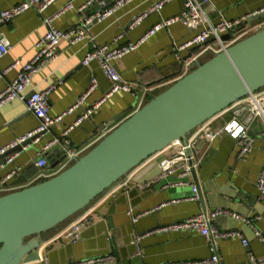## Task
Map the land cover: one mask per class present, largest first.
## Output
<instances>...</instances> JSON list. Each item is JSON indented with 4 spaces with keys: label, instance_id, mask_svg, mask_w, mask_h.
Listing matches in <instances>:
<instances>
[{
    "label": "crops",
    "instance_id": "crops-1",
    "mask_svg": "<svg viewBox=\"0 0 264 264\" xmlns=\"http://www.w3.org/2000/svg\"><path fill=\"white\" fill-rule=\"evenodd\" d=\"M20 1L0 0V11ZM70 1L75 9L55 22L60 30L65 31L80 24L84 14L77 9L87 0H58L45 12L46 16H50ZM104 1L111 4L114 0ZM157 1L160 0H134L114 15L93 24L90 35L94 43L119 46L136 42L162 19L179 15L186 0L166 3L159 12L149 13L139 25L130 29L135 18L148 12ZM262 8L264 0H208L205 9L208 16L216 22L220 17L240 18ZM46 32L43 17L35 10H28L0 27V34L12 46L10 52L0 60V71L20 62L19 66L10 69L0 79V93L16 79L22 65L33 58L36 43ZM193 34L182 23H175L149 38L137 50L117 60V71L135 87L138 96L118 92L78 126L74 125L84 110L104 97L111 84L98 61H92L86 67L82 65L84 55L92 49L90 43L85 41L72 47L68 42L62 41L59 58L33 77L27 95L55 86L49 96V113L51 116H59L71 108L77 98L89 88L92 78L97 79L98 87L83 107L66 115L36 145L19 154L13 164L0 171V176L5 177L12 170L20 168L19 174L10 178L6 187L13 188L22 176L28 183L40 172L57 165L65 156L63 143L55 144L46 154L49 163L47 169L40 170L35 161L52 140L60 138L64 141L63 132L67 128L74 126L68 139L72 149H77L106 129L113 118L125 109L131 106L135 109L142 89L171 81L181 69L172 44H182L192 38ZM120 36L122 38L117 40ZM164 89L166 88L156 90L155 96ZM224 121L218 119L211 127H218ZM39 125L40 119L29 112L25 100L17 99L6 104L0 109V150ZM204 150L207 153L201 165L188 178V185L164 189L158 184L151 190H145L148 186L143 180L149 172L143 171L152 162L136 172L114 197L94 208L95 219L81 230L77 244L50 242L66 224L43 233L40 249L42 256L47 258L48 264H88L85 262L89 259L105 256H112L113 260L103 264H180L200 261L212 255L211 246L203 235L189 230L161 229L200 212L211 214L221 210L222 213L215 217L216 226L220 230L238 232L249 241V248H246L240 239L221 240V264H243L249 260L251 253L256 258H264V242L257 236V232H260L264 237V199L259 198L256 186L264 164V139H257L251 153L243 159L237 158L236 142L228 135L215 140ZM3 161L4 158L0 157V165ZM192 184L199 187V201L187 199L192 196Z\"/></svg>",
    "mask_w": 264,
    "mask_h": 264
},
{
    "label": "built area",
    "instance_id": "built-area-1",
    "mask_svg": "<svg viewBox=\"0 0 264 264\" xmlns=\"http://www.w3.org/2000/svg\"><path fill=\"white\" fill-rule=\"evenodd\" d=\"M58 0H21L16 5L0 11V27L9 23L16 17L25 13L28 10H35L43 17L45 26L47 27L46 34L36 43V53L33 58L26 64L22 65V70L19 72L15 80L0 93V109L8 103L17 99L25 100L27 109L40 119V125L28 134L16 139L10 145L0 150V156L6 154L9 150L16 148L18 145L30 141L23 146L22 151H17L7 156L0 165V171L14 163L15 159L22 152H27L36 145L43 136H45L55 125L63 121L64 117L76 109L84 106L86 100L92 95L98 87V81L94 77L90 82L89 88L75 101L74 105L66 112L59 116H51L49 113L50 102L49 96L55 89V86L36 92L33 91L27 95L33 77L45 66L54 62L59 58V48L62 41L68 42L72 47L87 41L91 44L92 49L88 51L83 59L82 65L89 66L92 61H98L103 73L108 78L111 87L108 93L92 106L86 108L82 116L76 121L74 126L80 125L84 120L90 118L111 96L118 92L130 93L137 97L138 92L135 87L124 80L115 67V62L122 59L127 54L137 50L149 38L156 35L163 29H168L175 23H182L187 28L193 31V36L182 44L173 42V53L176 60L180 63L181 69L179 73L167 83L157 87H145L142 89L140 99L133 112L141 108L146 102L155 96V91L162 88H167L182 77L190 73L199 63H203L209 58L226 51L240 40L258 32L264 28V19L246 24V21L253 16L264 13V8L248 15L235 19H227L220 17L214 22L206 12L208 0L199 2L198 0H186L183 11L172 18L162 19L159 23L148 30L138 41L129 42L124 45L110 46L97 45L90 35V28L93 24L101 22L106 18L114 15L118 10L129 5L134 0H114L108 4L104 0H87L77 11L83 15L79 25L68 30H60L56 27L55 22L61 16L75 9L72 1L65 4L61 9L50 16H46V10ZM172 0H160L155 2L152 8L135 18L130 25V29L139 25L149 13L159 12L166 3ZM224 36H229L224 39ZM122 36L117 38L120 40ZM12 46L9 40L0 34V60L6 56ZM20 62H15L7 70L0 71V79L12 68L19 66ZM227 118V119H226ZM218 119L225 121L218 127L212 128L211 125ZM74 126L67 128L63 132V140L56 138L48 143L42 152L39 153V158L35 161V165L40 170L47 169L49 163L46 154L50 149L58 143L64 144L65 156L52 169L40 172L33 180L25 185L13 188H7L6 183L20 172V168L12 170L5 177L0 176V196L2 194L18 190L20 188L31 186L40 183L44 180L58 175L74 161L85 155L92 147L111 132L112 128H106L96 134L91 140L77 149H72L71 141L68 135ZM228 135L232 137L237 145V158L243 159L249 155L254 147L257 139H264V88L256 92L250 93L246 97L235 102L220 114L195 128L185 140H177L171 143L162 151L156 153L138 168L132 171L126 179L121 183L107 190L90 206L77 215L72 217L70 221L52 237L50 242H75L80 238L81 230L94 221V208L111 197H114L121 188L127 185L131 177L143 169L148 164L159 160V174L153 182H157L162 187L185 186L189 184L188 178L194 174L196 169L201 165L207 151L204 148L210 146L215 140ZM170 179V180H169ZM146 186L149 183L145 184ZM256 186L259 191V198L264 199V164L259 174ZM192 196L188 200L199 201L201 194L199 187L195 184L191 185ZM221 210L209 214L200 212L199 214L189 217L182 222L169 225L161 230H189L195 231L203 235L211 246L212 255L209 258L180 263V264H221L219 254V243L223 239L236 238L240 239L243 246L249 248V241L241 234L234 231L220 230L215 224V217L221 214ZM138 216L135 217L137 220ZM257 236L264 242V237L260 232ZM113 260L112 256L101 258H93L85 263L94 264ZM35 264H48L47 258L41 254L40 259ZM243 264H264V258H256L252 253L249 254V260Z\"/></svg>",
    "mask_w": 264,
    "mask_h": 264
},
{
    "label": "water",
    "instance_id": "water-1",
    "mask_svg": "<svg viewBox=\"0 0 264 264\" xmlns=\"http://www.w3.org/2000/svg\"><path fill=\"white\" fill-rule=\"evenodd\" d=\"M263 19L264 13L250 17L246 24ZM263 88L264 28L197 64L138 110L133 112L131 106L115 116L107 126L113 127L111 132L58 175L2 194L0 264L36 263L43 233L86 209L174 141L185 140L195 128ZM29 142L0 157L22 151ZM158 163L143 171L149 172L143 180L149 183L145 190L158 185L153 182L160 172ZM17 183L12 187L25 185L27 179L22 176Z\"/></svg>",
    "mask_w": 264,
    "mask_h": 264
},
{
    "label": "trees",
    "instance_id": "trees-1",
    "mask_svg": "<svg viewBox=\"0 0 264 264\" xmlns=\"http://www.w3.org/2000/svg\"><path fill=\"white\" fill-rule=\"evenodd\" d=\"M68 221H70V219H69ZM68 221H66V222L62 223L61 225H59V228H60L61 226H63L64 224H66Z\"/></svg>",
    "mask_w": 264,
    "mask_h": 264
}]
</instances>
